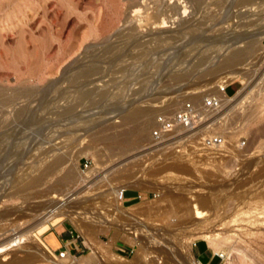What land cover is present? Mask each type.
Listing matches in <instances>:
<instances>
[{
  "label": "rangeland",
  "instance_id": "1",
  "mask_svg": "<svg viewBox=\"0 0 264 264\" xmlns=\"http://www.w3.org/2000/svg\"><path fill=\"white\" fill-rule=\"evenodd\" d=\"M225 1L207 0L201 9L192 0H0V90L11 97L15 89H21L27 96L17 104L25 108L20 113L11 103L0 102V171L13 180L18 175L17 169L11 171L15 165L25 171L57 153L72 177L65 189L55 184L59 172L42 189L30 188L9 199L1 194L0 210L22 205L21 196L45 204L48 197L71 189L76 206L96 210L82 221L56 216L46 229L34 228L29 240L6 253L7 260L23 258L32 248L48 253L53 261L61 259L60 249L49 245L48 234L64 225L74 238L99 249L84 252L79 264H207L205 256L202 261L194 256V241L208 242L214 251L226 253L224 260L213 264H264V225L256 220L264 215V164L251 163L264 157V0ZM139 19L147 28L142 30L143 37L132 34L131 26L138 25ZM163 21L166 27L151 28ZM234 47L242 53L230 66L224 57ZM85 69L87 73L82 72ZM75 74L80 79L69 83ZM226 75L233 79L227 92L234 102L226 104L225 125L217 130L231 132L234 157L222 161L205 157L197 163L180 157L166 164L173 148L192 149L174 140L151 147L155 117L164 112V105L177 109L178 96L187 88L214 85L213 81L220 82ZM83 85L90 89L88 94H82ZM243 101L248 104L245 110L239 108ZM137 105L145 109L141 123L122 125L124 112ZM121 129H134L132 144L109 140ZM238 140L242 152L236 146ZM235 180L240 182L238 187L228 186ZM18 186L12 182L8 191ZM36 189L49 192L39 197ZM191 196L197 197L208 214L185 229L170 219L182 213L184 206H191L187 203ZM111 209L118 220L123 215L119 211L128 214L123 216L124 224L140 226L134 224L135 230L117 224L102 228L94 216L98 210L108 217ZM5 218L0 217V243L30 228L34 221L30 216ZM235 233L238 240L233 250L228 238ZM203 235L216 238L217 246L199 237Z\"/></svg>",
  "mask_w": 264,
  "mask_h": 264
},
{
  "label": "bare ground",
  "instance_id": "2",
  "mask_svg": "<svg viewBox=\"0 0 264 264\" xmlns=\"http://www.w3.org/2000/svg\"><path fill=\"white\" fill-rule=\"evenodd\" d=\"M192 1H194V2H196L197 4H198V6H199V8H204V6H205V3H206V1L207 0H192ZM217 1V0H216ZM225 1V0H224ZM222 2V1H221ZM225 2H227V1H225ZM222 4V3H221ZM141 4L139 3V6H140ZM141 7V6H140ZM137 15H139V12H137V13H134L133 14V16H137ZM203 16V15H202ZM141 19V18H140ZM139 19V23H138V25H134V26H131V29H132V31H134L132 34H134L135 32V35H137V34H140L141 36L142 35H144L143 33H142V30H146L147 28H144V27H146V25H144V23L141 21ZM163 19H165V18H163ZM168 20L167 21H170V19L169 18H167ZM136 20V19H135ZM172 20V19H171ZM174 20V19H173ZM131 21V20H130ZM166 25H167V22L165 21H163V22H160V23H156L155 25H153L151 28H163V27H166ZM139 28V29H138ZM128 29H130V28H128ZM127 29V30H128ZM131 31V30H130ZM127 31H125L124 32V34L126 33ZM122 33H123V31H122ZM129 34V33H128ZM149 34V33H148ZM125 35H127V34H125ZM131 35V34H130ZM123 37V36H122ZM135 37V36H134ZM143 37V36H142ZM164 37V36H163ZM124 38V37H123ZM252 39V38H251ZM224 40V39H223ZM253 41V40H252ZM251 42V41H250ZM235 45V44H234ZM228 46V45H227ZM115 47H118V46H115ZM231 47V46H230ZM111 49H112V47H111ZM241 53H242V50H241V48H233L232 50H230L226 55H225V57H224V61L226 62V64L227 65H230L231 63H232V61H234V59L235 58H237L238 56H240L241 55ZM225 54V53H224ZM223 54V55H224ZM248 55V54H247ZM244 60V59H243ZM223 61V60H222ZM235 62V61H234ZM239 62V61H238ZM238 62H236V63H238ZM233 64V63H232ZM230 66H232V65H230ZM92 69V68H91ZM237 71V70H236ZM238 71H240L239 69H238ZM82 72L83 73H87V71H86V69L85 70H82ZM237 73V72H236ZM78 74V73H77ZM232 74H234L233 72H232ZM231 74V76H233ZM236 76V75H235ZM76 78H78V76L75 74V75H72L69 79V83H70V81H71V84H73L72 83V81H74L75 82V80H76ZM230 77H228V75H226V76H224V77H222L221 79H219L220 80V82H215V81H213L212 83H215L213 86H211V87H214L213 89V91H215V92H217V85L218 84H222L223 83V81L224 80H227V82H231L232 80L231 79H229ZM63 79V78H62ZM67 79V78H66ZM78 79H80V78H78ZM64 81H65V79H64ZM79 81V80H78ZM76 82H77V80H76ZM81 83V82H80ZM74 84H77V83H74ZM209 84H211V83H205V84H203V85H201L199 88H197V89H200L199 91H203V89L202 88H204V87H206L207 85H209ZM80 85V84H79ZM70 86V85H69ZM68 86V87H69ZM90 86V85H89ZM49 87V86H48ZM47 87V88H48ZM51 87V86H50ZM50 87L48 88V90H50ZM83 87H84V91H83V93L82 94H88L89 92H90V89L89 88H87V87H85L84 85H83ZM91 87H93V86H91ZM52 88V87H51ZM81 88H82V86H81ZM243 88H247L246 86H244L243 85ZM242 87L240 88V90H242L243 89ZM81 90V89H80ZM239 90V91H240ZM21 91V89H15L14 90V92H13V95L11 96V97H8V96H4V94L6 95V94H8L6 91H4V89L3 90H0V102H3V104L4 103H11V105H13L15 108H16V112L17 113H20V112H22L25 108L23 107V108H19V107H17L18 105L17 104H19L21 101H22V99H24L23 97H27V96H25V94L24 93H22V92H20ZM68 91V90H67ZM238 91V92H239ZM4 92H6V93H4ZM48 92V91H47ZM50 92H51V90H50ZM66 93V92H65ZM78 93V92H77ZM77 93H75V92H73V95L75 94V95H77ZM69 94H71V92H69ZM81 94V93H80ZM242 94V93H241ZM65 95H67V94H65ZM64 95V96H65ZM186 95V93L183 95V96H185ZM48 96V95H47ZM47 96H45V97H47ZM68 96H70V95H68ZM78 96H79V94H78ZM223 96V101H224V104H232L234 101H232V98H233V96H227V95H222ZM241 96V95H240ZM66 97V96H65ZM80 97V96H79ZM70 98H72V97H70ZM76 98V97H75ZM59 99V98H58ZM67 99H69V98H67ZM25 100H27V99H25ZM47 100V99H46ZM45 101V100H44ZM51 101V100H50ZM61 101H62V97H61ZM67 101V100H66ZM47 102V101H46ZM23 103V102H22ZM26 103V102H25ZM28 104V103H27ZM27 104H26V106H27ZM46 104V103H45ZM60 105H62V103L60 104ZM68 105V104H67ZM76 105V104H75ZM24 106V105H23ZM65 106V105H64ZM133 106V105H132ZM248 106V104L245 102V101H243L242 103H241V106L239 107V108H241L242 110H245L246 109V107ZM1 107V106H0ZM22 107V106H21ZM74 107V106H73ZM62 108V107H61ZM128 109V108H127ZM26 115V114H25ZM144 115H145V109L143 108V107H141V106H139V105H137V106H134V107H131L127 112H124V114L122 115V120H121V124L122 125H125V124H127V123H130V122H132V121H136L137 122V120H140L139 122L141 123V117L143 116L144 117ZM142 117V118H143ZM5 117L3 116V119H4ZM7 118V117H6ZM2 118H1V116H0V120H1ZM64 120V119H63ZM2 123H3V120L1 121ZM6 122V121H5ZM64 122V121H63ZM139 123V124H140ZM5 124V123H4ZM120 124V125H121ZM138 124V123H137ZM225 125V122H222V120L221 121H218V120H216V126H214V129H215V132H218V133H222V134H224L227 138H228V141H229V144H228V148H229V151L231 152V154H230V156L231 157H234V152H233V147H234V144H233V142H232V138H231V134H229V133H231V132H227V131H224V132H220V130H217L220 126H224ZM132 130H134V129H131V131H130V129H121L120 131H117V132H115L114 133V135H110L109 134V136H107L108 138H109V140L111 139V141L114 139H116V141H121V140H125V141H127L128 142V144H132V141L133 140H135V139H133L132 137H134V135H133V133H134V131H132ZM130 132H132V133H130ZM135 132H139V135H140V132H141V136H142V130L141 129H139V128H136V131ZM151 134V133H150ZM108 135V134H107ZM136 135V134H135ZM105 136V135H104ZM138 136V135H137ZM140 137V136H139ZM108 138H106V139H108ZM144 138V137H143ZM142 138V139H143ZM149 138V137H148ZM133 139V140H132ZM138 139H140V138H138ZM104 140V139H103ZM136 140H137V138H136ZM154 139L152 138V137H150V140H149V142H148V144H150V143H152V141H153ZM105 141V140H104ZM177 141H179V140H177ZM124 142V141H123ZM137 142V141H136ZM238 143H237V147L239 146V150L242 152V148H241V141L240 140H238L237 141ZM124 143H126V142H124ZM4 144H5V142H4ZM127 144V145H128ZM241 148V149H240ZM169 156H168V161L166 160L167 159V157H165V160H163L164 162L165 161H167L166 162V164L167 163H172V160L173 159H177V158H180V157H183L182 159L183 160H186L187 162H188V160H190L191 162H195V163H197V161H201L202 160V158H207L208 160H211V161H215L216 159L213 157V156H209V155H203V154H200V153H198V150L197 149H193L191 152H186V151H181V150H178V149H175L174 148V150H172V152H171V154H168ZM8 156V155H7ZM8 159H9V157H8ZM1 160V159H0ZM5 159H3V161H4ZM241 160H245V159H241ZM2 161V160H1ZM0 161V164H2L3 162H1ZM162 161V162H163ZM180 161V160H179ZM253 161V160H252ZM251 161V163H261V162H263V164H264V157H262V158H258L257 157V159H255L253 162ZM184 163H185V161H183ZM18 163V162H17ZM41 163V162H40ZM13 164V163H12ZM66 163H65V161H64V159H63V156L61 155V154H52V156L48 159V160H44L43 162H42V164H39V165H34V166H32V167H30V168H28V169H26L25 171H22V169L20 170L19 169V167H17V165H15L14 167H13V169H11V171L12 170H14V169H17V171L16 172H18V175L15 177V179H13V180H11V179H8L7 177H6V175H5V173L3 172V171H0V180L1 179H3L2 181H0V183H2V185L0 186V195L1 194H5L3 197H5V198H7V199H9V198H12V197H15L16 195H20L19 193H22L24 190H27V189H30V188H36V187H41V185L46 181V180H48V179H52V177L55 175V174H58L59 172H62V174L60 175V176H57L58 178H57V180H56V178H55V180H56V182L57 183H55V184H57L58 186H60V188H66V186H68L69 185V183L72 181L71 180V178L72 177H70V174L71 173H69L70 172V170H68V167L65 165ZM124 164V163H123ZM162 164V163H161ZM177 164V163H176ZM186 164H188V163H186ZM185 164V165H186ZM173 165V164H172ZM7 166H10V165H7ZM7 166H5L4 168H6ZM175 166V165H174ZM252 166V165H251ZM259 166V165H258ZM23 168V167H22ZM134 168V167H133ZM186 168H189V166L187 165L186 166ZM158 169V168H157ZM246 169H248V167L246 168ZM6 170V169H5ZM184 170V169H183ZM186 170V169H185ZM192 171V170H191ZM195 171V170H194ZM193 172V171H192ZM260 173V172H259ZM15 175V174H14ZM245 175V174H244ZM10 176H11V174H10ZM10 176H9V178H10ZM257 176V175H256ZM243 177V176H242ZM241 177V178H242ZM255 178V177H254ZM50 179V181H52ZM240 179V177L238 178V180ZM238 180H235V181H232V182H230L229 184H228V186H230V187H233V186H237V185H239L240 184V182H238ZM242 180V179H241ZM249 180V179H248ZM263 180V179H262ZM54 181V180H53ZM82 181H84V180H82ZM87 181V180H86ZM123 181V180H122ZM12 182H14V183H16L17 182V185H19L18 187H17V189L16 190H14V191H8V189L10 188V186H12ZM47 182V181H46ZM45 182V183H46ZM218 182V181H217ZM204 184V183H203ZM16 184H13V186H15ZM49 185H51V184H49ZM194 185V184H193ZM205 185V184H204ZM219 185H222V184H219ZM261 185V184H260ZM78 186V185H77ZM212 186H214V185H212ZM222 186H224V185H222ZM221 186V187H222ZM228 186H227V188H228ZM71 187V186H70ZM74 187H75V185H74ZM208 187V186H207ZM217 187H220V186H217ZM220 187V188H221ZM226 187V186H225ZM229 187V188H230ZM238 187V186H237ZM260 187V186H259ZM11 188H13V187H11ZM16 188V187H15ZM44 188V187H43ZM50 188H52V189H50V190H54V191H59L58 189L59 188H57L56 187V189L54 188V187H50ZM78 188V187H77ZM115 188V187H114ZM158 188V187H157ZM213 188V187H212ZM254 188V187H253ZM41 189H42V187H41ZM41 189H36V191H35V193L37 194L36 196H39V197H42L43 195H46V193H48L49 192V190L47 191H45V189H47V187L44 189V191H45V193L43 194V190H41ZM79 189V188H78ZM203 189V187H201V188H199V189H196L195 190V192H197V191H201ZM211 189V188H210ZM213 189H216V185H215V187L213 188ZM223 189V188H222ZM226 189V188H225ZM235 189H236V187H235ZM31 190V189H30ZM30 190H28V191H30ZM71 190H74V189H71ZM67 191V193H60V194H57V195H52L51 197H48V199H50V200H46L45 202V204H44V201L42 200H40V201H28L27 200V198H26V196H21L20 198H22L23 200H22V205H20V206H18V207H16V208H5V209H1L0 210V217L1 218H4V220L6 219L5 217H8L9 218V216H12V218L14 217V218H16L17 219V217H29L30 216V218L29 219H34V221H33V225L30 227V228H27L26 230H23L22 232H17L16 234V237H14V238H10V240H7V241H3L2 243H0V264H22V263H31V262H36V263H34V264H71L69 261V258H66L65 260H63V259H59V260H56V261H53V260H51V256L48 254V253H46V252H44V251H39V250H37L36 248L34 249V248H32L31 250H30V252H28V254L27 255H25L23 258H14V257H12L10 260H7L6 258H5V256L9 253L8 251L9 250H11L14 246H17V245H19V244H21V243H25L26 242V240L29 238V237H31L30 236V233L32 232V230L34 229V228H37V229H41V230H44V229H46L47 228V222L48 221H50L51 219H53L54 217H56V216H63V215H66V216H70L71 218H73V219H79V220H81V218H84V217H92L93 216V212H95L94 210H93V212H92V210H89L88 208H83V209H81L82 207H80V205L79 206H76L74 203H73V201H74V199L76 198V194H75V191ZM115 190V189H114ZM218 190V189H217ZM255 190V189H254ZM22 191V192H21ZM27 191V192H28ZM32 191V190H31ZM79 191V190H78ZM212 191V190H211ZM227 191V190H226ZM52 192V191H51ZM80 192V191H79ZM78 192V193H79ZM212 192H214V191H212ZM217 192V191H216ZM244 192H246V191H244ZM24 193V192H23ZM26 193V192H25ZM24 193V194H25ZM57 193V192H56ZM229 193V192H228ZM29 194H31V193H29ZM33 194V193H32ZM54 194V193H53ZM74 194H75V196H74ZM103 194V193H102ZM117 194V193H116ZM209 194V193H208ZM214 194H216L215 192H214ZM214 194H213V196H214ZM220 194V193H219ZM28 195V194H27ZM118 195V194H117ZM245 195V194H244ZM103 196V195H102ZM108 196V195H107ZM212 196V195H211ZM234 196V195H233ZM115 196H113V199H115L114 198ZM119 197H120V199H122V196H121V190L119 191ZM181 197V196H180ZM2 197L0 196V199H1ZM211 198V197H210ZM213 198V197H212ZM39 199V198H38ZM41 199H43V198H41ZM120 199H118V197L116 198V200H120ZM225 199V198H224ZM78 200V199H77ZM84 200H87V199H84ZM102 200V199H101ZM193 200H196L195 202L193 201ZM206 200V199H205ZM208 200V199H207ZM48 201V202H47ZM79 201V200H78ZM103 201H104V199H103ZM176 201V200H175ZM43 202V203H42ZM87 203H88V201H86ZM85 202V203H86ZM90 202H92L91 200H90ZM187 202V201H186ZM200 202V201H199ZM208 202V201H207ZM82 203H84V202H82ZM84 203V204H85ZM96 203H99V201L97 202L96 201ZM173 203H175V202H172V204ZM179 203V202H178ZM187 203H189L191 206H184L182 209H185L182 213H176V215H175V217H174V215H173V217L171 218V217H169V218H171L170 219V221H174V223L175 224H177V225H182V226H184L185 227V229H187L188 228V226H190V225H193V224H196L198 221H200V219L201 218H203L204 216H206V214H208V211L207 210H205L204 208H202L201 206H200V204H198V202H197V197H195V196H191L190 197V201L189 202H187ZM220 203V202H219ZM77 204V203H76ZM90 204V203H89ZM88 204V205H89ZM104 204V203H103ZM108 204V203H107ZM163 204H167V203H163ZM172 204H171V206H172ZM180 204V203H179ZM88 205H86V207H88ZM92 205H93V202H92ZM105 205V204H104ZM103 205V206H104ZM150 205V204H149ZM148 205V206H149ZM205 205V204H204ZM90 206V205H89ZM109 207H111L112 205H108ZM162 206H165V205H162ZM161 206V207H162ZM168 206H170L169 205V203H168ZM170 206V207H171ZM216 206V205H215ZM92 207V206H91ZM169 207V208H170ZM176 207H178V206H176ZM191 207V208H190ZM120 208V207H119ZM153 208V207H152ZM151 208V209H152ZM163 208V207H162ZM168 208V209H169ZM175 208V207H174ZM174 208H172L173 209V211L175 210ZM209 208V207H208ZM207 208V209H208ZM85 209H88V211H85ZM105 209H106V207H105ZM150 209V210H151ZM172 209H169L170 210V212H173L172 211ZM179 209V208H178ZM111 210H112V212H111ZM110 210V212H111V214L108 216V217H106V215H105V213H101V212H99L98 210H97V212H98V214H96V216H94V217H96V219H95V221H96V223L97 222H99V223H102V225H101V227L102 228H105V227H107V226H109V225H113V224H117V225H121V226H123L124 228L125 227H127L128 229H136V227L137 226H140V225H138V224H136V223H134V224H136V225H134L132 222H128L127 224H124L123 223V221H124V219H123V216L124 217H128V214H124V212L121 210V211H119V212H121V214H123L122 215V219L121 220H118V219H116V217L115 216H113L112 215V213H113V211L115 210H113V209H111ZM125 210V209H124ZM144 210H149V209H144ZM153 210V209H152ZM167 210V209H166ZM169 210H167V211H169ZM163 211H164V209H163ZM167 211H166V213H167ZM176 211V210H175ZM178 211V210H177ZM205 213V214H204ZM84 214V215H83ZM90 214V215H89ZM170 214V213H169ZM89 215V216H88ZM164 215H166V214H164ZM129 216H130V214H129ZM168 216H170V215H168ZM12 218H9L10 220L12 219ZM14 218H13V220H14ZM20 218V219H21ZM135 218V217H134ZM130 219V218H129ZM165 219V218H164ZM18 220V219H17ZM91 220H92V218H91ZM131 220H133V221H138V220H136V219H131ZM257 221H263L262 223V225H264V215L262 216V217H258V219H256ZM30 221V220H29ZM82 221V220H81ZM85 221H87V220H85ZM94 221V222H95ZM255 221V220H254ZM94 222H92V223H94ZM256 222V221H255ZM96 223H94V224H96ZM124 224V225H123ZM141 224V223H140ZM99 227V226H98ZM110 227V226H109ZM174 227V226H173ZM140 229H142V227H140ZM143 230V229H142ZM131 232V231H130ZM139 232V231H138ZM142 231H140V233H141ZM150 232H151V230H150ZM166 232V231H165ZM173 232H174V230H173ZM135 233H137V231L135 232ZM152 233V232H151ZM167 233V232H166ZM263 234H264V232H262ZM143 234V233H142ZM144 234H145V232H144ZM153 234V233H152ZM157 234V233H156ZM155 234V235H156ZM168 234V233H167ZM173 234V233H172ZM147 235H149V234H147ZM138 236V235H137ZM162 236H164V235H162ZM161 237V236H160ZM199 237H202L203 239L204 238H206V239H210L216 246H217V244H218V240L216 239V238H212L211 236L210 237H207V236H199ZM155 239V238H154ZM29 240V239H28ZM140 240H143V239H140ZM237 240H238V238H237V234L235 233L234 235H232V236H230L229 238H228V241L229 242H231L232 243V245L230 246V249H236L235 247H236V242H237ZM147 244V243H146ZM159 245V244H158ZM165 245V244H164ZM191 245V243H189V246ZM166 247V246H165ZM177 250V249H176ZM8 252V253H7ZM7 253V254H6ZM95 253H98L97 251L95 252ZM187 254V253H186ZM189 256H190V261L192 262V261H194L193 260V258H192V255H190L189 254ZM143 257V256H142ZM82 258H83V255L80 257V261L82 260ZM186 258V257H185ZM256 258V257H255ZM40 259V260H39ZM85 259H91V257H87V258H85ZM180 259H182V256H181V258ZM53 261V262H52ZM186 261V260H185ZM188 262V261H187ZM181 264H188V263H186V262H184L183 261V263H181ZM198 264H202L201 262H199Z\"/></svg>",
  "mask_w": 264,
  "mask_h": 264
},
{
  "label": "built area",
  "instance_id": "3",
  "mask_svg": "<svg viewBox=\"0 0 264 264\" xmlns=\"http://www.w3.org/2000/svg\"><path fill=\"white\" fill-rule=\"evenodd\" d=\"M231 83L224 80L222 84L217 85V92L213 91L214 87H211L213 84L209 85L207 90L203 88V91L187 88L185 96H178L181 99L177 109H169L168 105H164V112L155 117V126L150 134V137L154 139L151 147L166 145L174 140L179 145L187 144L190 149L195 148L198 153L213 156L216 160L222 161L223 158L230 157L228 138L222 133L215 132L214 126H216V120L226 121L227 113H224L226 104L222 95L229 96L227 89ZM194 141L196 143L191 145ZM178 150L186 151L181 148ZM124 194L123 189L121 190L122 199ZM94 250L99 249L90 247V253ZM82 255L84 254L70 252L65 246L59 251L58 256L61 259L69 258L71 264H79ZM216 255L221 260L226 258L224 252H216Z\"/></svg>",
  "mask_w": 264,
  "mask_h": 264
},
{
  "label": "crops",
  "instance_id": "4",
  "mask_svg": "<svg viewBox=\"0 0 264 264\" xmlns=\"http://www.w3.org/2000/svg\"><path fill=\"white\" fill-rule=\"evenodd\" d=\"M136 196L139 197L137 193ZM70 232H72L70 229L66 231L64 225H62L60 229L51 231L48 234L49 245L55 249L59 248L60 250L66 246L70 252L77 254H84V252L90 251L91 246L89 244L86 242L84 243L78 238H74V235H71ZM193 253L200 261H202V258L205 256L207 258L205 263L207 264H213L219 259L216 255V251L212 249L208 242L206 243L204 241H194ZM21 255H24V253Z\"/></svg>",
  "mask_w": 264,
  "mask_h": 264
}]
</instances>
